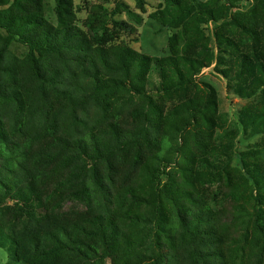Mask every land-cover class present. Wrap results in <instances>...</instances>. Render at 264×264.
<instances>
[{"label":"rangeland","instance_id":"374dc122","mask_svg":"<svg viewBox=\"0 0 264 264\" xmlns=\"http://www.w3.org/2000/svg\"><path fill=\"white\" fill-rule=\"evenodd\" d=\"M0 23V206L32 190L79 264H264V0H0ZM142 58L191 83L150 75L148 107ZM0 264L22 263L0 244Z\"/></svg>","mask_w":264,"mask_h":264},{"label":"trees","instance_id":"16d2710c","mask_svg":"<svg viewBox=\"0 0 264 264\" xmlns=\"http://www.w3.org/2000/svg\"><path fill=\"white\" fill-rule=\"evenodd\" d=\"M17 2V1H16ZM19 4V3H18ZM1 24V23H0ZM2 26L9 31L10 35L16 36L18 35L15 32L13 26H11L7 22H3ZM23 39H27L23 37ZM55 46L51 43H42L36 42L35 45L31 47V55H33V59H35L34 54L37 51H46L50 53L53 51ZM245 58V57H244ZM182 59L188 61V68L191 70H199L206 62L199 60H192L188 57H183ZM148 59H141L140 67L138 72L140 73L141 83L138 84L136 81H131V87L135 92L141 94V96H146L150 91L149 85L151 83L150 75H157L160 79V87L157 88V92H165L171 93L175 90H178L185 87L187 84L191 83L189 77L186 76L183 69L180 66L178 58H171L169 60L172 70L168 68V66L163 62L162 59H155L150 62V65L147 67V78H144L143 74L146 69V62ZM145 62V66H144ZM37 71V67L35 68ZM127 74L130 76V70L127 68ZM40 74V73H38ZM196 74V73H194ZM230 85L233 81L237 79V75L233 69L230 70V74H227V77H230ZM109 86L108 83H104L102 86H97L94 90L96 91H104ZM156 88V86H155ZM151 88V89H155ZM231 90L236 91L238 95H243L238 87H231ZM150 99L147 102V106L153 109L156 108V105L152 98L146 96ZM215 106L214 100H211L205 104L199 105V103L192 102L190 103V107H188L189 112H200L202 111V107L213 108ZM153 122V120H149ZM246 124V122H243ZM149 131L140 130L137 134L132 137H125V141L127 144L131 142H138L139 139H142L146 142H150L148 137ZM83 147V146H82ZM96 178L98 179V174L95 173ZM102 187V185L100 184ZM13 204H9V202ZM2 206H0V217L11 215L12 220H9L5 226L0 224V244L3 247H6L8 251L13 256L14 260L17 262H21L22 264H79V262H73L68 256L66 250L74 251V247L72 245H67L63 242L62 235H66L70 242L76 243V238L66 228H55L53 229L52 225L47 221V215H41L38 212V209H41L38 200H34L33 191L29 193L27 190L18 189L9 194H4L2 197ZM260 209V208H259ZM262 210L260 209V212ZM101 223V228L112 227V233L110 234V239L105 234L102 239L104 244V255L106 257H111L115 254V247L119 243L117 242L118 234L117 229L115 228L112 222H104L99 221ZM56 231L60 232L59 234ZM111 242L109 244L108 242ZM76 249V248H75ZM114 252V254H113ZM72 256V254H70Z\"/></svg>","mask_w":264,"mask_h":264}]
</instances>
